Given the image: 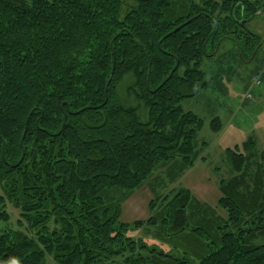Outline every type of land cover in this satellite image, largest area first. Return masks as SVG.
<instances>
[{"label": "trees", "instance_id": "trees-1", "mask_svg": "<svg viewBox=\"0 0 264 264\" xmlns=\"http://www.w3.org/2000/svg\"><path fill=\"white\" fill-rule=\"evenodd\" d=\"M125 6L0 0V264H264V165L238 147L226 150L233 177L219 183L225 218L179 190L151 202L145 222L119 219L125 194L158 170L173 181V167L193 168L208 149L197 142L203 121L181 103L209 88L202 63L223 42L256 56L246 23L264 0ZM124 84L146 122L120 99ZM143 227L169 250L127 235Z\"/></svg>", "mask_w": 264, "mask_h": 264}, {"label": "rangeland", "instance_id": "rangeland-1", "mask_svg": "<svg viewBox=\"0 0 264 264\" xmlns=\"http://www.w3.org/2000/svg\"><path fill=\"white\" fill-rule=\"evenodd\" d=\"M132 1L125 0V7L132 5ZM246 27L257 38L259 45L256 56H242L232 42H223L217 54L204 59L202 63L201 68L205 73V81L210 83L209 88L181 103L185 112H191L203 121L204 126L197 142L199 148L205 142L208 149L200 153L193 168L179 173L173 167L170 172L177 175L173 181L166 178L165 170H158L154 175L155 179L158 176L156 180L125 194L120 202L121 223L132 226L135 222H145L152 216L151 202H160L164 196H173L179 190L189 191L202 209L208 208L221 219L225 218V212L218 209L217 204L222 197L219 183L233 177L226 150L238 147L241 154L250 156L253 153L254 161L264 165L261 160V156L264 157V10L247 22ZM125 86L126 84L119 89L120 99L125 106L137 108L140 120L146 122V110L142 104L126 95ZM214 118H219L223 124V129L218 134L212 133L209 128ZM248 140L254 143L253 148L243 147ZM157 208L158 206L155 211H160ZM189 209V212H200L195 206ZM6 212L10 216L9 227L15 229L18 212L11 206H7ZM155 232L154 228L148 227L129 228L127 235L148 246L169 250L161 245ZM258 243H264V239Z\"/></svg>", "mask_w": 264, "mask_h": 264}, {"label": "water", "instance_id": "water-1", "mask_svg": "<svg viewBox=\"0 0 264 264\" xmlns=\"http://www.w3.org/2000/svg\"><path fill=\"white\" fill-rule=\"evenodd\" d=\"M241 24H242V26H244V25H245V22H244V21H242V22H241Z\"/></svg>", "mask_w": 264, "mask_h": 264}]
</instances>
